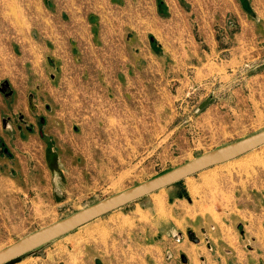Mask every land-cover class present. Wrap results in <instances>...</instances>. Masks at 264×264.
I'll use <instances>...</instances> for the list:
<instances>
[{"label":"rangeland","instance_id":"rangeland-1","mask_svg":"<svg viewBox=\"0 0 264 264\" xmlns=\"http://www.w3.org/2000/svg\"><path fill=\"white\" fill-rule=\"evenodd\" d=\"M84 1L96 24L93 38L121 42L129 58L138 44L140 59L119 88L108 86L107 99L77 104L73 119L44 110L45 123L35 122L45 137L34 132L19 145L0 134V250L264 129V0ZM78 2L0 0V123L18 102L17 81L7 74L12 61L35 41L62 40L68 25L81 22L68 11ZM261 179L264 147L94 220L15 264H70L67 253L78 243L97 257L93 264H184L182 256L201 264L216 245L209 252L208 240L196 244L189 232L201 241L204 229L212 232L230 216L240 236L236 207L249 194L264 200Z\"/></svg>","mask_w":264,"mask_h":264},{"label":"crops","instance_id":"crops-1","mask_svg":"<svg viewBox=\"0 0 264 264\" xmlns=\"http://www.w3.org/2000/svg\"><path fill=\"white\" fill-rule=\"evenodd\" d=\"M80 1L82 2H78L74 8H68L74 20H81L79 24L68 25V31L64 33L62 40L56 39L53 35L54 44L51 46L44 40L35 41L34 45L30 46L31 49L27 50L29 54L25 52L23 56L14 58L12 61L14 66L7 70V74L15 77L17 82L14 86L19 93L18 102L13 105L11 115L0 123V134L4 138L13 139L21 145L27 143V138L32 139L34 132H39L42 138L45 137L48 134L38 130L35 122L37 118H42V122L45 123L44 117L40 116L44 114V110L51 112L58 119L71 120L74 118L77 104H80L82 109L85 104L96 105L91 102L93 99L99 97L107 99L108 86L119 88L120 81L129 78L128 74L134 72L133 59L134 57L136 61L140 59L138 44L135 47L131 45V53L135 56L129 58L125 55V46L121 42L113 45V41L111 43L107 41V35L103 39L101 36L99 40L93 38L92 32L96 24L90 22L91 15L86 13L89 8L87 4L89 6L90 4L84 0ZM109 47L115 51H109ZM31 87L38 90L37 94L30 90ZM97 88L104 89L102 96L94 94L93 91ZM39 96L50 97L51 103L49 104L47 99H42L41 102ZM87 100L91 103L87 104ZM18 112L20 119H15L14 115ZM30 125H34L35 128ZM263 181L261 179V182ZM254 198L255 195L249 194L246 199H242L241 206L236 207L239 213H242L240 223L244 224L240 236L231 226L230 216L218 221L212 232L203 227L204 238L200 241L195 237L199 240L196 244L206 239L209 252L214 251L213 243L216 247L215 254L211 252L200 256L201 264H264V200ZM179 236L183 238L182 234ZM209 237H212L214 242L210 241ZM67 254V263L70 264H93L97 258L86 250V245L82 248L80 243ZM182 260L184 264L191 262V259L188 260L185 256H182Z\"/></svg>","mask_w":264,"mask_h":264},{"label":"water","instance_id":"water-1","mask_svg":"<svg viewBox=\"0 0 264 264\" xmlns=\"http://www.w3.org/2000/svg\"><path fill=\"white\" fill-rule=\"evenodd\" d=\"M7 89L8 85L4 84V90ZM262 146H264V129L205 152L151 179L99 200L56 222L23 236L13 244L0 250V264L17 263L26 256L39 253L44 247L55 240L96 219L162 189L176 185L180 181L207 169L238 159ZM5 152L8 153L9 150L6 148ZM194 235L192 231L189 232L190 237ZM194 241L198 242L199 240L195 238Z\"/></svg>","mask_w":264,"mask_h":264},{"label":"flooded vegetation","instance_id":"flooded-vegetation-1","mask_svg":"<svg viewBox=\"0 0 264 264\" xmlns=\"http://www.w3.org/2000/svg\"><path fill=\"white\" fill-rule=\"evenodd\" d=\"M178 238H180L179 236H178ZM192 239H195V235L193 236V237H191Z\"/></svg>","mask_w":264,"mask_h":264},{"label":"trees","instance_id":"trees-1","mask_svg":"<svg viewBox=\"0 0 264 264\" xmlns=\"http://www.w3.org/2000/svg\"><path fill=\"white\" fill-rule=\"evenodd\" d=\"M182 183V181H180L179 183H177L176 185H179V184H181Z\"/></svg>","mask_w":264,"mask_h":264},{"label":"built area","instance_id":"built-area-1","mask_svg":"<svg viewBox=\"0 0 264 264\" xmlns=\"http://www.w3.org/2000/svg\"><path fill=\"white\" fill-rule=\"evenodd\" d=\"M177 239H179V238L177 237Z\"/></svg>","mask_w":264,"mask_h":264}]
</instances>
